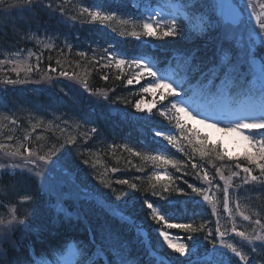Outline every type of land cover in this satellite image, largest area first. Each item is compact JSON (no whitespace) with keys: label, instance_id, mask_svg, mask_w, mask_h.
I'll use <instances>...</instances> for the list:
<instances>
[{"label":"trees","instance_id":"obj_1","mask_svg":"<svg viewBox=\"0 0 264 264\" xmlns=\"http://www.w3.org/2000/svg\"><path fill=\"white\" fill-rule=\"evenodd\" d=\"M211 2V0H197L198 5L203 6L196 10L195 15L199 17L201 14L205 16L210 14L211 9L207 4ZM257 2L264 3V0H257ZM55 5L56 3H53V6ZM66 9L67 17H76L74 21L67 17H60L59 13H52L42 5L33 6L31 11L13 10L10 16H0V49L5 50L13 49V47L27 50L31 46L26 34L29 28L39 30L41 27H46L51 32L57 30L66 32L68 31L66 26L74 25L71 31L79 28L82 32V44L72 47L71 52L58 47L42 48L37 51V53L41 52L43 59L39 63L40 70H34L30 74L31 83L15 86H5L0 83V104L9 107L14 106L18 101L19 91L16 90L34 94L32 89L38 88L39 93L30 94L26 102L31 110H29L31 116L28 115L31 118L27 123L23 122L21 126L22 129L24 127V134L29 137V140L24 141V137H20L22 134L20 131L17 130L18 136H16L13 127L8 129L3 125L0 126V139L4 142L7 136L14 137L15 141L19 140L21 144L26 143L31 148L43 146L44 152L55 144L57 150L53 159L56 163L50 177L57 178L59 184L54 185L50 192L48 189L41 190L39 182L24 181L27 190L35 197L32 207L27 210L31 213L29 215L31 227L15 234L13 239L18 245L15 249H9L7 245L0 246L7 254L0 264H18V262L26 264L27 261H32L34 264L35 261L53 258L55 254H64L71 247L77 252L81 249L87 250L99 264H108L110 258L113 261L117 260L118 253L129 260L135 259L137 264H201L202 261L197 262L194 254L181 257L167 247L158 232V229L166 228L163 222L157 223L152 218L144 201L147 199L153 202L155 207L161 208L164 212L166 204L168 208H171L168 206V201L173 199L174 206L178 207L175 210L176 216H178L177 212L183 213L187 219L191 220L190 222L195 221L197 225H206L205 231L194 234L179 228L171 229L173 232H180L189 248L198 247L199 252L202 248L210 246L204 238L207 229L215 232L216 224H214L215 218L212 215L211 205L204 202L201 197L181 195L177 192L164 193L167 199L153 196L150 177L154 166L150 161L133 156L124 147L127 145L143 155L156 154L162 149L165 150L154 136L156 129H174L173 125L159 116L156 108H153L151 114L148 113L147 107L154 97L139 91L141 85L147 83L148 78L141 80L139 84L134 82L132 85H127L128 75L117 80L116 76L120 74L119 69L114 66L102 68L91 58L93 50H95L96 60L103 55L98 53L97 40L124 42L119 45L123 52L131 55L137 49L142 54L151 56L157 68L163 73L171 71L179 81L188 76L191 78V83L196 85L199 74H192L189 71L185 58L191 52H196L197 60L194 61L196 63L205 57L211 60L213 53H216L224 63L246 68L248 65L244 62V49L247 41L244 38H247V34L238 31L233 35L227 27L228 21L217 10L211 14L220 21V26L207 38H204L203 33H197L200 38L178 40L144 38L137 43V41H130L126 35L118 36L99 22L96 24L88 22L87 16H79L80 10L73 7L70 2L66 5ZM66 19V23L61 22ZM110 22L106 24L109 25ZM195 22L194 19L193 24ZM114 24L119 28V23L114 22ZM79 51L87 52L88 58L76 55ZM254 51L256 57H264V47H257ZM0 59L5 58L0 57ZM31 60L36 61V58ZM57 60L60 61L59 64L56 63ZM28 62L32 65L37 63V61L32 63L30 60ZM49 66L55 67L57 71L49 72ZM11 67V65L0 66L2 68L0 79L5 76L16 79V74L11 71ZM61 71H67L72 78L61 77ZM131 71L132 69L127 67L124 69L125 73H131ZM25 75L26 73L21 71L22 79ZM104 75L109 77L108 80L102 79ZM84 81L89 86V92L83 89ZM229 82L233 91L236 93L240 91L242 85L239 79H230ZM216 83L219 86V82ZM12 92L16 97L14 101L10 96ZM141 99L144 101L142 105L144 111L136 112L134 105ZM155 99L159 100L158 92ZM157 107L160 105L158 104ZM45 112L48 115H45ZM65 112L76 117L78 115L79 123H76L74 128L59 127L56 119L51 117L56 118ZM41 120L44 123L37 128L36 133L29 129ZM49 125L51 127H48ZM93 126L98 129V132L85 143L81 138L82 134L90 131L89 128ZM62 129L65 130L62 131ZM69 136L77 138V145L61 147L60 145ZM210 143L219 146V144ZM81 151L83 156L80 155ZM5 154L3 150L0 151V162L9 160ZM168 155L183 160L179 152ZM84 160L88 163H83ZM167 167L170 169V175L180 177L172 184L173 188L178 185L191 193V189L187 188L184 181L200 186V181L193 177L191 165H188V176H182L171 166ZM208 167L210 171H214L210 165ZM113 168L118 170L113 172ZM137 168L142 171H137ZM225 171L227 172V169ZM10 172L11 169L6 170V174L2 177L3 185L1 184L0 187V199L5 203L1 209L4 214L8 212L9 207L17 203V199L9 195L11 184L7 173ZM119 178H127L130 182L137 184L138 190L128 185L116 184L115 180ZM101 180L106 181L109 187H104L100 183ZM163 182L162 180L161 183ZM59 189H63L65 193L69 191L70 195L57 200L53 193ZM118 196L119 199H117ZM262 204L264 203H259L261 206ZM17 211L23 216L26 210L20 207ZM189 235L191 239H188ZM255 264H264V260L261 259Z\"/></svg>","mask_w":264,"mask_h":264},{"label":"snow or ice","instance_id":"obj_2","mask_svg":"<svg viewBox=\"0 0 264 264\" xmlns=\"http://www.w3.org/2000/svg\"><path fill=\"white\" fill-rule=\"evenodd\" d=\"M68 3L69 0H62L61 3L53 6L50 0H0V16H10L13 10L23 12L27 9L31 11L33 6L42 5L51 10L52 13H59L60 17H67L66 5ZM201 6L203 5H198L197 0H183L182 3H177L176 0H132L131 8L135 10L132 19L121 20V23L134 25L128 35L137 41H143L144 38L155 40L200 38L197 33H203L204 38H207L213 30L220 26V21L211 14L219 10L221 16L228 21L227 27L233 35L238 31L247 34V44L244 49V62L248 65L247 73L239 65L224 63L216 53H213L211 60L205 57L196 63H194L197 60L196 52H191L185 58L189 71L192 74H199L196 85L191 83V78L188 76L180 82L172 79L147 59L122 57L115 52L112 45L104 49V54L99 60H96L95 50H93L91 60L99 63L105 69L113 66L119 69L120 74L116 76L117 80L128 75L127 85H132L134 82L139 84L141 80L148 78L147 83L141 85L139 89L141 93L150 94L154 97L147 107L148 113L151 114L153 108H156L159 116L167 120L175 129L174 134L156 130L154 136L166 141L168 146L181 154L183 160L159 152L143 155L127 145L124 147L133 156L150 161L154 166V171L150 177L153 196L167 199L164 193L177 192L181 195L201 197L204 202L211 205L212 215L217 217L215 232L212 229H207L204 238L211 245L213 251L207 253L208 258L203 261V264H224L222 257L227 256L228 252L232 254V257L237 258L236 261H233L229 257V264H255L257 255L264 254V218L261 217L260 210H246V206L241 204L240 197L243 193L240 190L252 185L256 186L252 190L264 193V60L258 63L254 51L257 47H264V3L259 4L261 11L258 12V5L255 0H243V3H240V0H212L210 4H207L211 13L207 16L201 14L197 17L195 12ZM245 13L248 15L247 21L244 20ZM85 14L88 22H99L105 27L108 26L106 22L117 19L116 12L104 13L100 10H92L87 6L82 8L79 16L84 17ZM67 19L74 21L76 17H67ZM67 19L61 22L66 23ZM194 19L197 21L196 24H193ZM252 21L255 22V26H252ZM112 31L116 30L112 29ZM120 35L123 36V33ZM28 39L35 40L37 44L43 43L38 35L29 36ZM45 47L51 49L54 44H46ZM65 47L71 52L72 45L70 43H66ZM110 49L112 50L110 51ZM21 52L23 49L12 53L11 57L0 59V66L11 65V71L16 74V79L7 76L0 79V83L3 85L29 84L32 82L30 74L34 70H40L39 63L43 59L42 55H36L29 51L27 57L20 59ZM34 55L37 61L36 65L28 62ZM76 55L88 58V53L85 51H79ZM56 63L59 64L60 61L57 60ZM125 67L132 69L131 73H125ZM48 70L51 73L57 71L55 67L51 66ZM21 71L26 73L23 79L21 78ZM60 76L72 78L67 71H61ZM248 76L255 78L257 86H245L248 83ZM108 78L107 75L102 77L104 80H108ZM226 79H239L244 84H242L240 91L234 94L230 89L226 90L221 87ZM217 81L220 82L221 86L217 85ZM83 89L85 92H89L86 81L83 82ZM157 92L159 93V100L155 99ZM194 93H199L206 102L194 106ZM234 103L240 104L237 111H231V105ZM143 104L142 99L135 103L136 112L144 111ZM158 104L160 107H157ZM185 118L195 120L206 128H212L226 134H236L245 143L247 150L240 157L227 156L221 147L211 144L206 136L192 133L185 123ZM6 120H9L8 116H0V126ZM223 120H227L228 123L224 124ZM10 122L13 125L17 124L15 118L11 119ZM43 123L41 120L32 125V131L41 127ZM63 123L67 124L68 122L64 120ZM64 130L62 129V131ZM97 132L98 129L93 126L90 131L84 132L81 138L87 143ZM8 139L11 140L13 137H8ZM28 140L29 137L25 136L24 141ZM65 145H77V138L69 136L60 146L64 147ZM3 147L4 145L0 144V148ZM56 150L55 144L47 152H44L43 146L31 148L25 143L7 154L9 156L8 161L0 162V177L6 174L7 169H11V172L7 173L11 184L9 195L17 199V203L9 207L7 213L0 214V246L7 245L9 249H15L18 246L13 239L15 234L22 229L27 230L31 227L29 221L31 213L27 210L32 207L35 197L27 190L24 181L39 182L41 190L48 189L51 192L55 181L50 177V173L54 171L56 160L53 159V155ZM80 155L83 156V151L80 152ZM83 163L87 164L88 161L84 160ZM188 165H191L193 177L200 181V186L184 181L187 188L191 189V193L186 192L178 185L173 188L172 184L180 177H173L167 171V166H171L182 176H188ZM208 165L214 171H210ZM117 170L116 168L112 169L113 172ZM137 171H142V169L137 168ZM162 180L163 183H161ZM100 183L104 187H109V184L104 180H101ZM115 183L128 185V187L138 190L137 184L130 182L127 178L116 179ZM217 193H222L223 209L228 213L226 223H231L230 230L226 224H221L216 202ZM144 204L150 210L152 218L157 223L163 222L167 229L179 228L189 234L199 233L206 229V225H197L195 221L170 222V219L155 207L153 202L146 199ZM4 206V201L0 199V207ZM20 207L26 210L23 216L19 215L17 211ZM236 215L241 216L244 221L249 223L251 231L238 229ZM158 232L159 236L163 238V242L173 252L180 256L190 254L189 245L180 242L179 237H174L163 229H158ZM232 234L239 237L243 243L227 242V238ZM94 239L95 235L93 234ZM188 239H191V235L188 236ZM218 247L227 250V252L219 253L220 259L217 258L216 249ZM6 255L3 248L0 247V262L5 260ZM117 255L119 258L115 261L110 258L108 264H137L135 259L129 260L121 253ZM69 256L70 258L64 264H99L97 260L93 259L92 254L84 249L79 252L73 249ZM71 257L79 258L72 259ZM18 264H25V262H18ZM26 264H32V261H27ZM36 264H44V262L37 261ZM48 264H60V262L53 259Z\"/></svg>","mask_w":264,"mask_h":264},{"label":"rangeland","instance_id":"obj_3","mask_svg":"<svg viewBox=\"0 0 264 264\" xmlns=\"http://www.w3.org/2000/svg\"><path fill=\"white\" fill-rule=\"evenodd\" d=\"M240 1H241V3H243V0H240ZM50 2L59 4L62 2V0H50ZM69 2L72 3L73 7L76 6L77 9H79V10L80 9L82 10L83 7L87 6L92 10H100L101 12H104V13L116 12L117 17L120 20H131L132 14L135 12V10L131 8V6H130V9H127L122 4H116V5L111 4V3H104L103 4V3H98L96 0H94V1H91V0H69ZM257 11L258 12L261 11V9L259 8V5L257 6ZM252 22L255 24L254 21H252ZM126 25H128L129 27H126V29H123V28H117L116 29L115 28L116 31H113V32L114 33L120 32V33H123V35H126V37H129L130 39H134L133 37L128 35V33L133 29L134 25L132 23H129ZM55 33H50V30L48 28L41 27L39 30H36L35 34L34 33L32 34V36L38 35L40 40L43 41V43L37 44L35 40H32V42L36 45V48H37L36 52H35L36 55H41L40 54L41 52L37 53V51H40L43 47L46 48L45 47L46 44H54V47H57V45L58 46H60V45L65 46L66 43L73 44L74 41L72 40V38L70 36H62L61 37L62 33H59V34H55ZM245 39H247V38H245ZM135 41H137V40H135ZM104 43L105 44L100 43L101 46L105 45V47L107 48L109 45H112V48L115 50V52L118 55H120L122 57H127L119 49V43L117 41L111 40V41L104 42ZM111 50L112 49H110V51ZM30 51L34 53V51L32 49H30ZM15 52H19V51L17 49H15V51L12 53H15ZM28 54H29V52L20 53L19 58L24 59L25 57L28 56ZM141 56H143V57H141ZM141 56L134 54L133 56H130L127 58H133V57L144 58V59H147L148 61H150L151 63L154 64V61L151 58H148V57L146 58L144 55H141ZM33 57L35 58V55ZM35 62L36 61H32V63H35ZM166 75L170 76L173 79L172 74L169 73ZM17 102H19V103H17ZM17 102L12 107H9L7 105H0V116H8L9 117V120L4 121L3 126H8V125L13 126L14 131L16 132V134H15L16 136H18V131H20L22 133L20 137H25L26 134H24L25 133L24 127L22 129L21 126L23 125V122L27 123L28 120L31 118L30 117L31 116L30 111L27 108V104H26V102H28V99L25 102L24 99L21 97ZM193 104L195 106V105H198L199 103L196 102ZM238 109L239 108H236V109L231 108V111H237ZM32 110L34 111V109H32ZM28 115H30V116H28ZM45 115H48V113L45 112ZM13 118H15L17 120L16 125L11 124V122H10L11 119H13ZM67 122L69 123L70 120H68ZM222 122L224 124L228 123L227 120H223ZM73 123H74V121H73ZM185 123L189 126L192 133H199L201 136L204 135V136L211 137L213 139H219L221 141L222 148L225 150L227 155L230 157H233L237 154L243 156V154L247 150L245 147L246 146L245 143L236 134H226L223 132L216 131L215 129H212V128H206L202 124L197 123L195 120H188L187 118H185ZM61 124L66 125L62 121H61ZM71 126H72V122H71ZM36 130H37V128H36ZM36 130L34 131L35 133H36ZM166 133H173L174 134L175 129H173L170 132H166ZM16 138H18V137H16ZM157 138L161 142H163L164 145H166L167 147H170L167 145L166 141L162 140V138H160V137H157ZM14 139L15 138L13 137V139H11L7 144L4 145L5 147L0 148V149L1 150L3 149V152H5L7 154V153H10L11 151H13L15 148L19 147L21 145L20 141L19 140L15 141ZM20 140H21V138H20ZM2 142L3 141L0 139V144H2ZM167 171H168V169H167ZM1 184L3 185V178L2 177H0V187L2 186ZM241 192L243 193V195L240 197L241 204L246 206V210L247 209H251L253 211L260 210L261 217L264 216V210H262L260 207H253V205L250 204V202H256L258 200L257 196L252 195L249 198L248 194L250 192H249L248 188L242 189ZM217 197H218V199L216 202H217V204H219L222 201V195L219 196L217 194ZM248 198L250 199V202H249ZM259 198H260V200L264 201V195L260 196ZM227 217H228V213L225 211H222L219 214L221 224L222 225L226 224V226L230 230L231 229V223H226ZM236 222H237L238 229H244L246 231H251V227H250L249 223L247 221H244L243 218L239 217L238 215H236ZM227 242H229V243H232V242L243 243L242 241H240L239 237H235L233 234L227 238ZM72 250L73 249L69 250L65 255H62L59 257L60 264H64V262L70 258L69 253ZM192 251H193V249H192ZM203 253L207 254V252H203ZM261 255L263 257H260V254H259L255 260L256 263L259 262L260 259H264V254H261ZM71 258L76 259V257H71ZM50 261H52V260H49L48 262H50ZM48 262H47V264H48Z\"/></svg>","mask_w":264,"mask_h":264}]
</instances>
